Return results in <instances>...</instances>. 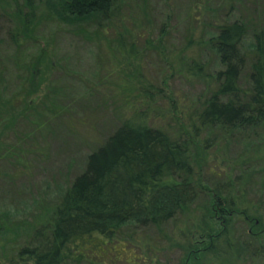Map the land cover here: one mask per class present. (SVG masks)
I'll use <instances>...</instances> for the list:
<instances>
[{"label":"rangeland","instance_id":"374dc122","mask_svg":"<svg viewBox=\"0 0 264 264\" xmlns=\"http://www.w3.org/2000/svg\"><path fill=\"white\" fill-rule=\"evenodd\" d=\"M61 2L0 0V264L17 261L30 227L49 217L88 156L134 112L147 114L153 127L184 126L187 109L198 108L210 91L205 78L187 73V65L203 62L215 75L220 67L206 42L217 27L242 21L255 29L262 27L264 14V0H120L106 18L65 22L55 12ZM40 55L44 63L32 76ZM202 144L194 157L210 159L201 173L208 176L205 185L263 217L264 126L218 136L209 150ZM200 192L165 229H125L123 239L135 241L126 249L140 264H182L185 253L176 243L193 233L198 248L204 229L220 231L221 223L209 213L210 192ZM230 217L232 254L200 252L190 264H264L263 245L241 248L247 225L240 214Z\"/></svg>","mask_w":264,"mask_h":264},{"label":"trees","instance_id":"16d2710c","mask_svg":"<svg viewBox=\"0 0 264 264\" xmlns=\"http://www.w3.org/2000/svg\"><path fill=\"white\" fill-rule=\"evenodd\" d=\"M119 1L62 0L55 12L65 22L106 18ZM216 31L206 45L220 70L210 76L203 62L194 60L187 65V73L205 78L210 91L206 100H197L198 108L187 109L184 126L176 131L153 127L147 114L134 112L88 156L83 172L53 202L49 217L38 227H30L32 233L20 248L17 263L10 264H129V260L140 264L142 259L126 249L135 241L123 239L125 229H165L201 196L203 188L210 192L209 213L214 212L216 222L221 223L220 231L204 229V243L198 248L191 241L193 233L181 237L176 245L184 251L186 261L190 264L200 252L217 258L232 254L230 216L237 214L247 225L240 247L252 249L257 243L264 250V203L263 217H255L233 197L211 191L204 183L208 176H201L210 159L194 157L201 141L209 150L218 136L235 137L264 126V14L262 27L250 30L244 22L236 21L219 25ZM37 59L30 69L32 76L39 75L38 67L44 63L42 55ZM247 62L248 84L242 87ZM2 81L0 74V85ZM29 98L25 101L28 106ZM251 209L260 212V208Z\"/></svg>","mask_w":264,"mask_h":264}]
</instances>
